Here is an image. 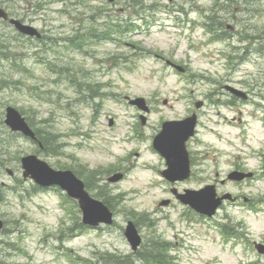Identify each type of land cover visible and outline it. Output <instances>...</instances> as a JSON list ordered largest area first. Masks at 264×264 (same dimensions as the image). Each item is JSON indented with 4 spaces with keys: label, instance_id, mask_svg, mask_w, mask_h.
Wrapping results in <instances>:
<instances>
[{
    "label": "rangeland",
    "instance_id": "obj_1",
    "mask_svg": "<svg viewBox=\"0 0 264 264\" xmlns=\"http://www.w3.org/2000/svg\"><path fill=\"white\" fill-rule=\"evenodd\" d=\"M225 1H1L46 39L28 40L0 24V34L5 36H0V137L11 140V149L5 145L4 150L15 152L8 154L6 165H0V186L5 184L0 201V264H71V258L80 264L81 258L93 261L105 254L110 263L115 258L110 255H115L141 264L123 235L128 221L136 224L144 242L152 239L146 223L157 226L158 234L179 245L184 264H264V256L254 249V243L264 245V180L219 185L238 167L264 177L262 116L249 104L243 105L240 114L222 107L236 103L223 90L229 85L264 108V89H249L260 70L253 62L264 68V58L256 53L264 41H251L264 38V0ZM219 12L223 27L218 30L227 36L211 40L201 24L206 23L205 16L218 17ZM76 37L77 50L69 42ZM246 51L252 62L234 69L237 62L226 57H243ZM137 98L150 108L144 127L134 118L140 112L126 101ZM199 101L203 113L188 144L191 180L172 185L158 177L155 169L140 171L144 165L165 169L157 155L150 156L153 137L162 122L188 116L194 111L192 104ZM8 107L17 109L38 130L44 144L48 143L45 134L50 133L56 142L45 144L43 153L36 143L11 133L4 123ZM127 138L131 141L126 142ZM29 154L55 170L90 172L95 180L98 174L97 185L104 186L101 192L116 206L114 225L80 232L81 215L73 200L23 178L20 159ZM117 171L125 173V178L106 183ZM210 183L217 184L219 194L250 197L255 213L249 206L225 203L204 225L171 194L172 188L181 193ZM166 200L171 205L160 207ZM221 226L235 230L232 239L223 236Z\"/></svg>",
    "mask_w": 264,
    "mask_h": 264
},
{
    "label": "water",
    "instance_id": "obj_2",
    "mask_svg": "<svg viewBox=\"0 0 264 264\" xmlns=\"http://www.w3.org/2000/svg\"><path fill=\"white\" fill-rule=\"evenodd\" d=\"M17 28L24 34L33 35L34 31L29 27L21 26L17 23ZM133 105L145 110L143 101L137 99L131 102ZM6 123L12 131H19L24 136L34 139V134L30 131L24 119L14 110H7ZM194 119H188L180 123L170 122L163 125L162 132L154 141V148L159 151L167 160L168 170L164 176L171 182L175 180H182L188 176L187 158L184 152L185 141L193 135ZM182 162V163H180ZM23 168L26 170L24 176L28 174L41 185H50L52 182L59 183L66 189L68 194L76 198L79 202L80 209L83 214L84 223L92 226H97L99 223H110V215L106 209L100 204L93 202L83 190L81 182L77 181L70 173H56L53 174L47 166L37 161L34 157H29L23 160ZM47 169V170H46ZM178 169L174 173V171ZM31 171V172H30ZM180 173V175H176ZM235 177V176H234ZM233 177V178H234ZM115 177L112 181H116ZM199 193L190 192L183 203H190L194 207ZM214 207V206H213ZM1 227V223H0ZM125 236L132 247H135L138 242V237L132 225L126 229Z\"/></svg>",
    "mask_w": 264,
    "mask_h": 264
},
{
    "label": "trees",
    "instance_id": "obj_3",
    "mask_svg": "<svg viewBox=\"0 0 264 264\" xmlns=\"http://www.w3.org/2000/svg\"><path fill=\"white\" fill-rule=\"evenodd\" d=\"M45 137H46L47 142H48V143H45V144L50 145L52 140H53V138L50 136V134H45ZM41 142H43V144H44L42 136H41ZM45 144H44V146H45ZM86 176L89 177L88 175H86ZM90 180H91V178L89 180L85 181L86 185H87V188L90 187V185H89ZM105 203L107 204V202H105ZM165 247H166L165 244L160 245L158 243H152L150 246L147 247V250L149 251L150 257H146L145 256L144 258H147V260L152 261V262L161 263V259H163V260L165 259V253H162L163 252L162 249H165ZM104 257H106V256H104ZM99 260H102V262L104 264H111L106 258H98V261ZM115 264H117V262ZM162 264H164L163 261H162Z\"/></svg>",
    "mask_w": 264,
    "mask_h": 264
},
{
    "label": "bare ground",
    "instance_id": "obj_4",
    "mask_svg": "<svg viewBox=\"0 0 264 264\" xmlns=\"http://www.w3.org/2000/svg\"><path fill=\"white\" fill-rule=\"evenodd\" d=\"M0 36H2L3 38H5V36L2 35V34H0ZM4 83H5V81H4ZM5 145H6V141L4 140L3 135H2V137H0V165H3V164L6 163L5 162V158L1 159V157L4 155V147H5Z\"/></svg>",
    "mask_w": 264,
    "mask_h": 264
},
{
    "label": "flooded vegetation",
    "instance_id": "obj_5",
    "mask_svg": "<svg viewBox=\"0 0 264 264\" xmlns=\"http://www.w3.org/2000/svg\"><path fill=\"white\" fill-rule=\"evenodd\" d=\"M1 23V22H0ZM5 23H8V21H5ZM7 158V157H6Z\"/></svg>",
    "mask_w": 264,
    "mask_h": 264
}]
</instances>
